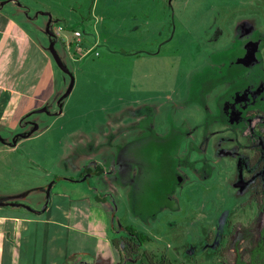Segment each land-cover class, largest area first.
<instances>
[{
	"label": "rangeland",
	"instance_id": "1",
	"mask_svg": "<svg viewBox=\"0 0 264 264\" xmlns=\"http://www.w3.org/2000/svg\"><path fill=\"white\" fill-rule=\"evenodd\" d=\"M18 1L44 21L48 50L55 42L75 84L59 113L70 77L50 55L49 113L12 132L0 126V195L64 206L56 193L85 183L73 168L99 165L107 174L91 185L112 210L111 231L133 227L150 239L138 256L124 247L127 264H148L147 254L158 264L247 260L264 233V185L244 173L241 189L238 157L217 151L250 161L241 133L252 125L241 118L224 143L217 125L228 123L229 104L253 120L264 112V0ZM250 44L255 61L245 65ZM249 89L257 97L238 102ZM20 134L30 135L6 145Z\"/></svg>",
	"mask_w": 264,
	"mask_h": 264
},
{
	"label": "crops",
	"instance_id": "2",
	"mask_svg": "<svg viewBox=\"0 0 264 264\" xmlns=\"http://www.w3.org/2000/svg\"><path fill=\"white\" fill-rule=\"evenodd\" d=\"M28 12L18 0H0V126L10 132L56 93L44 21L29 17ZM73 169L80 175L76 182L85 183L70 194L56 193L65 199L64 206H55L50 198L34 203L0 195V204L21 205H0V264L119 263L112 240L120 234L111 231L112 210L106 207L102 191L91 185L107 171L99 165L94 170ZM87 172L91 177L84 180Z\"/></svg>",
	"mask_w": 264,
	"mask_h": 264
},
{
	"label": "flooded vegetation",
	"instance_id": "3",
	"mask_svg": "<svg viewBox=\"0 0 264 264\" xmlns=\"http://www.w3.org/2000/svg\"><path fill=\"white\" fill-rule=\"evenodd\" d=\"M255 44H250L249 49L252 50L254 49ZM251 94L253 96H256L254 93V90L249 89L247 91V93L245 95H242V93H240L237 96V100L238 102H242L244 100H247L249 97H251ZM257 97V96H256ZM60 105V103H59ZM43 108V107H41ZM38 108V109H41ZM38 109H34L31 113H29L28 115H26V117H29L30 114H37L35 111ZM244 109V106H242V109H237L233 104H229L228 108L226 110V113L228 114V123L226 124H218V135L221 137V143H224L225 141V137H223V133H226V129H228L229 131H235L237 125L235 124H239L241 118L245 119L249 124L252 125V127L250 128V134H245L242 133L243 135H245V137L247 138V140L249 141L250 145L249 148H247L249 155L251 156V160L248 161H244V159L241 157H239L238 153L235 151H230L227 149H223V146L217 151V153L220 156H236L238 157V179L239 182L237 183L239 185V187L242 189L245 188V184H244V173H247L248 176H250L249 179V183L254 182L255 180H257V182L260 184L259 186H263L264 185V112H259L260 118L253 120L252 117L253 115H250V112L247 113L246 111L242 112ZM252 112V111H251ZM60 113V111H59ZM25 118V117H24ZM32 124V126H34V129L37 127L38 128V124L30 122ZM220 127V129H219ZM36 131V130H34ZM19 140V139H18ZM12 145V144H9ZM88 175V174H86ZM85 175V176H86ZM251 185V184H250ZM122 232V231H121ZM121 232L119 231L118 233L120 234V236H124V232L123 235H121ZM118 236V237H120ZM260 240H258V243L264 239V233H261L260 236ZM256 245V246H257ZM143 246V245H142ZM141 248V246H140ZM120 256V255H119Z\"/></svg>",
	"mask_w": 264,
	"mask_h": 264
},
{
	"label": "trees",
	"instance_id": "4",
	"mask_svg": "<svg viewBox=\"0 0 264 264\" xmlns=\"http://www.w3.org/2000/svg\"><path fill=\"white\" fill-rule=\"evenodd\" d=\"M120 231L124 232V236L114 238L112 243L120 255V261L118 264H127L129 260L125 255L124 247L130 254L138 256L140 246L145 242L150 241V239L147 236L139 234L133 227L121 228ZM147 259L148 264H158L151 256H149V254H147ZM235 264H264V239H262L258 245L251 250L247 260L238 256Z\"/></svg>",
	"mask_w": 264,
	"mask_h": 264
},
{
	"label": "water",
	"instance_id": "5",
	"mask_svg": "<svg viewBox=\"0 0 264 264\" xmlns=\"http://www.w3.org/2000/svg\"><path fill=\"white\" fill-rule=\"evenodd\" d=\"M48 33L50 36H53V32H51L50 30H48ZM256 47V46H255ZM50 54L53 56L57 66L64 72L66 73L69 77H70V84H69V87L66 91V93L59 99V102L60 105H59V108H60V113H61V110L63 108V100L66 99L72 92L73 88H74V84H75V79H74V75L72 72H70V70L68 69V67L63 63L58 51L56 50L55 48V42H51V45H50ZM255 48L252 49V50H248V53L246 55V57L240 61V63H243L245 65H250L252 64L254 61H255ZM37 114L39 113H49V110L47 107H43L41 109H38L35 111ZM38 128L36 127L35 130H37ZM30 135V134H29ZM29 135L27 134H20L17 136L16 139H14V141L11 143L13 146H15L18 142V137L19 138H26L28 137ZM91 177V174H88L86 176L83 177L84 180L88 179ZM57 180H55L53 183H51L48 187V194H50L51 192V189L53 187V185L56 183ZM0 205H6V206H21L20 204H16V203H2Z\"/></svg>",
	"mask_w": 264,
	"mask_h": 264
},
{
	"label": "built area",
	"instance_id": "6",
	"mask_svg": "<svg viewBox=\"0 0 264 264\" xmlns=\"http://www.w3.org/2000/svg\"><path fill=\"white\" fill-rule=\"evenodd\" d=\"M57 34H58V36H60V37L62 36V39H64V40L67 39V36H66V35H60V34H64L62 28H59V29H58V33H57ZM73 35H74L75 37H80V36H81V34H80L79 32H75ZM68 48H69V47H68ZM90 52H91V50L85 52L83 56L89 54Z\"/></svg>",
	"mask_w": 264,
	"mask_h": 264
}]
</instances>
